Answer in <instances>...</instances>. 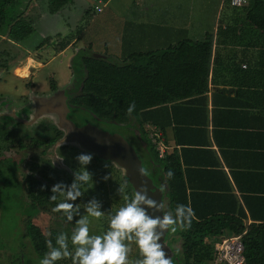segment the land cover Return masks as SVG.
I'll return each instance as SVG.
<instances>
[{
  "label": "trees",
  "instance_id": "1",
  "mask_svg": "<svg viewBox=\"0 0 264 264\" xmlns=\"http://www.w3.org/2000/svg\"><path fill=\"white\" fill-rule=\"evenodd\" d=\"M69 1L48 0L50 12L56 13ZM13 3V0H0V37L8 32L10 39L20 42L29 37L34 28L32 22L26 20L24 15L18 16L15 21L13 19V22L8 19L10 6ZM90 13L91 8L87 10L86 15H90ZM100 13L113 15L108 8L102 9ZM98 22L89 21L81 27L77 31V40L88 38L87 34H92L95 37L103 30ZM102 25L105 27L106 21ZM46 42L51 44L50 38ZM88 42L92 43V41ZM68 44L69 42H58L55 45L56 53L62 52ZM90 46L92 49L93 45L90 44ZM240 47L260 48L264 52V0H248L244 6L233 7L227 16L221 18L217 29L206 31L202 39L183 38L178 43L170 44L165 48L132 52L123 59L117 57L118 60L102 55L86 54L81 57V68L78 69L72 65L75 81L81 85V91L72 97L71 103L80 110H86L93 114L95 118L108 122L125 124L131 117L134 118L141 129L142 140L146 141L145 147L149 158L154 164L157 163L160 169L159 175L164 181L162 186L167 185L168 191L164 201H167L169 212H174L177 204H185L194 210L195 217L191 227L187 230L178 228L182 237L183 264H213L216 241L227 234L238 235L245 229L242 220L233 214H220L216 209H208L204 212L197 210L196 205H193L194 199L185 178L179 150L176 146L171 149L167 138L168 129L173 128L175 132L174 144L186 146V144L180 143L183 140L177 138L176 135V127L179 125L177 108L189 106L196 100H193L194 98L204 95L208 91L212 73L216 74L218 67L226 62L223 54L224 49H237L238 51ZM107 56L109 55L107 54ZM1 59L2 54L0 53V68H7L8 61ZM240 65L241 63L237 59H231L227 68L232 72L240 69V67L237 68ZM213 78L215 80L214 75ZM51 86L54 90L58 88L55 81H52ZM133 102L135 109L129 115L127 109ZM148 126L153 127L154 134L158 137L156 141L150 137ZM23 127L26 126L23 125ZM44 128L46 131L48 130L47 133H50L49 137L42 135L26 138L27 133L24 130L19 146L23 150H30L32 146L45 147L53 144L63 135V130L56 122H52L50 128L49 126H44ZM4 136L6 140H9L11 136L6 125L0 126V143ZM161 139L169 147L162 154L159 150ZM1 148L2 144H0ZM183 149L188 148L184 147ZM41 152L45 153L44 150ZM98 158L97 156L99 162L109 163ZM101 168L104 174L102 178L113 173V168L107 169L102 166ZM46 169L43 172L44 181L28 177L26 181L28 198L37 213L41 212L53 218L56 215H61L62 218H65L62 213L52 211L62 198L58 197L57 201H51L49 197L52 195L51 187L54 184L58 182L71 184L72 182L69 181L70 178H55L52 171ZM169 171L173 173L171 178L167 175ZM102 178L100 188L105 189L103 185L105 180ZM124 178L129 187V198H131L134 195V190L127 178L125 176ZM42 185L46 187L42 189ZM88 201L86 200L85 203ZM25 227V233L22 234L21 239L27 237L30 239L33 249L40 259L49 251L47 241L51 240L55 246L57 235L64 233V229L56 226V223L49 225L42 219L31 216L26 219ZM249 234L250 231L242 236L245 247L243 264H256V248L253 246V239H249ZM3 247L4 245L0 243L1 261L4 260ZM69 249L74 251L70 241ZM19 255L20 253L18 257H11L13 261L9 264H29L27 258L22 262ZM56 264H72V261L70 258H65L57 261Z\"/></svg>",
  "mask_w": 264,
  "mask_h": 264
},
{
  "label": "crops",
  "instance_id": "2",
  "mask_svg": "<svg viewBox=\"0 0 264 264\" xmlns=\"http://www.w3.org/2000/svg\"><path fill=\"white\" fill-rule=\"evenodd\" d=\"M178 1L132 0L130 2L132 6L128 9L130 15L127 19L121 17L118 9L125 5L128 8L129 2L126 4L120 0H98L101 5L90 4L91 0H70L56 13L50 12L49 3H47L44 9L38 12L36 21L39 20L40 23L38 22L39 24L36 23V25L45 24L48 20L47 18L44 20V18L52 14H55L53 17L61 22H69L72 17L76 16L75 9L79 4L84 9L78 15L74 25L76 29L80 30L89 21H100L102 18L100 11L108 8L113 13L109 22L115 24L121 17V22L125 26L128 23H135L136 35L133 39L142 36V39L147 41H144V45L150 47L152 40L156 43L164 36L163 28L159 25L161 21L158 22V19L160 20L158 15L163 13L170 15V11L175 10L180 16ZM38 3L39 0H33L27 8L18 6L19 9L11 5L10 9L20 11L14 17L12 10H9L8 19L13 22L17 16H25L24 9H32ZM192 4L193 2H191V6ZM90 8V15H86ZM190 8L181 17L188 23L187 29L191 32L192 37L184 38L199 40L203 38L206 31L213 27L208 26L206 11L200 14L196 12L198 15H193L194 9L192 12L190 11L191 14L187 12ZM99 9L100 11L97 12ZM30 13L33 14V11ZM135 13H137L136 20L131 21V16H135ZM190 16L192 17L190 18ZM175 19L173 18V20ZM191 19H196V23L191 22ZM152 24L155 25L152 27ZM37 26H33L34 31H37ZM152 29L158 32L156 37L151 36ZM47 34L48 31L43 35L45 39L37 42V46L50 47V43L44 42L51 37ZM55 35L59 36V34ZM4 37H9L8 32L2 36V38ZM26 39L20 42L7 39L6 43L18 45L21 53L24 51ZM140 39L127 44L133 46ZM3 44L4 42L0 41V49H2L0 53L10 55L5 56L6 60H14L18 53L13 56L10 50L3 47ZM223 51L226 62L218 67L216 74L212 73L208 91L204 95L194 98L193 100H196L189 106L177 108L179 125L176 127V135L177 138L183 140L180 143L186 144V146L174 144L175 132L173 128L168 129L167 138L170 148L176 146L179 150L185 178L194 199L193 205H196L200 212L216 209L220 214H233L240 218L245 228L240 234L244 236L250 231L249 239H253V246L256 248V264H264V52L260 48L246 49L242 47L238 51L237 49H224ZM49 54L50 50L47 56ZM231 59H237L241 63L240 66H237L240 69L232 72L228 70V62ZM9 68L10 66L4 68L1 73L7 72ZM25 69L23 68V70ZM213 75L215 80H213ZM161 144L164 145L165 150L169 149L163 139H161ZM184 147L188 149L184 150ZM175 233L181 240L180 243L176 241L181 253L180 230L178 229ZM170 244L172 247H176L174 242Z\"/></svg>",
  "mask_w": 264,
  "mask_h": 264
},
{
  "label": "rangeland",
  "instance_id": "3",
  "mask_svg": "<svg viewBox=\"0 0 264 264\" xmlns=\"http://www.w3.org/2000/svg\"><path fill=\"white\" fill-rule=\"evenodd\" d=\"M31 1L33 0H13V5L17 9H19L18 6H24L27 8L29 5H31ZM120 1L126 4L129 2L128 8L125 5L120 6V8L118 9V11H120L119 14L121 15V17L127 19L128 15H130L128 9H130L132 6V4L130 3L132 0ZM91 2L90 4L92 5H101L98 0H91ZM191 2H193L192 6ZM47 3L48 0H39V3L36 7H33L32 9H24V13L26 14L24 17L26 18V20H30L33 23L34 27L37 26L36 23H40L39 20L36 21L38 12L44 9V6ZM177 3H179L178 5L180 7V16L175 10L170 11V15L168 13H166L165 15L164 13L158 15V17L160 18V20L158 19V22L161 21V24L159 25H161V28H163L164 36L162 39L157 40L158 42L156 43L152 40V44L150 47H146L144 45V41H147L143 40L142 36H139V38L141 39L138 41V43H135V45L130 46L129 44H127L128 42L139 39L138 37L133 39V37L136 35V28H134L135 23H128V25L125 26L121 22L122 18L120 17L114 24L112 22H109L110 16L106 14H101L102 18H100L99 21L103 30L95 35V37L92 34H87L88 38L84 37L77 40V31L79 29L75 28L74 22H76L78 15L82 13L84 9L79 4H77L75 9L76 16L72 17V20H70L69 22H61L59 19L53 17L55 16V14L45 17L44 20H46L47 18L48 21L45 22V24L42 23V25L37 26V31H34L24 41V44L26 45L24 47V51L21 53V49L18 45L14 46L12 43L11 45L6 43V40L10 39L9 37H0V41L4 42L3 47L5 49L10 50L13 56L18 53L14 57V60L11 61L10 59H7L8 66H10L7 72L3 71L1 73V70H3L4 68H0L1 96H6L7 100H9L10 97V100L7 101L9 108L7 107L5 108V110H13L14 108H20L24 104H29L32 95L38 96L51 93L52 81H55L58 86L64 85L66 83L68 84L73 76L72 65H75L78 69L81 68L82 66L80 62L83 55L93 54L98 56L102 55L103 57H112L111 59L113 60H116L117 57L123 59L125 56L132 52L147 51L153 49L158 50L159 48L167 47L170 44H176L184 37H192L191 32L189 31V29H187L188 23H186V20L181 17L185 15L186 10L190 7L193 8H190L187 12H192L194 9L195 11L193 12L195 13L193 15H198L196 14V12H198L199 14L201 12L204 13V11L207 12L206 18L209 22L208 26L213 27L211 28V30L217 29V24L220 23L221 18L227 16L228 12L233 9V7L229 5L228 0H179ZM17 9H10V11L12 10V16L19 13L20 10ZM31 11H33V14H35H31ZM99 11L100 9L97 10V12ZM131 17V21L136 20L137 13H135V16ZM191 17L192 16H190V18ZM173 18L176 19L173 20ZM196 19H191V22L196 23ZM105 21L108 26L106 25L105 27H103L102 23ZM181 22L182 24H180ZM154 25L155 24H152V27ZM46 31H48L47 35L51 36L50 47L45 45L42 47L37 46V42L45 39L43 35H45ZM55 34H59V36H56ZM156 35H158V32L152 29L151 36L156 37ZM193 39L197 40L195 38ZM87 40L92 41V43H89ZM60 41H62L63 43L69 42V44L62 52L56 53L55 45ZM44 42H46V40H44ZM90 44L93 45L92 49ZM49 50L50 54L47 56ZM107 54L109 56H107ZM5 56L10 55H7L6 53L3 54L2 59L4 61L6 60ZM23 68L26 69L23 70ZM11 99L15 101L13 102ZM33 110L34 106L27 105L24 106L22 112H18L19 114L21 113L24 117L33 118ZM78 112L82 114H78V116L82 118H84L85 116L84 119L99 123L101 128L116 134H120L121 137H123L137 150L141 159L146 165L148 174L155 178L156 185L158 187L161 186L165 189L167 188L166 184L165 186H162L164 184V181L161 180V176L159 175L160 169L157 166V163L154 164L153 161H151V159L149 158L148 151L145 147L146 141L142 140L141 129L134 118L131 117L128 123L123 124L100 120L98 118H95L93 114L88 113L86 110H79ZM147 128L150 132V137H152V139L156 141L158 137L154 134L153 127L148 126ZM33 135L34 134H32V136ZM28 137L29 136H27L26 138ZM55 148V151L53 150L49 153L50 155L42 158H40L39 155L31 157L32 153L23 154L24 156H26V159L19 166V168H14L13 163H9L8 165H5V167L7 169L11 166L12 169L0 176V178H6V186L0 183V198L1 200H3L4 198L6 200V207L2 211V215L0 209V237L2 238L4 243H6L7 241V243L12 246L10 248H12L11 251L13 253L18 243L21 244V242L19 241L21 233L19 231L23 232L25 230L24 220L26 218V214L23 213L21 207V196H24V189L26 188V183L24 182L25 179H28V177H39L38 179L44 181V169L50 168V170L54 171L55 173H57V175L62 176L63 178H70L69 181L72 182L74 171L80 167L75 157L78 154L84 153L83 151L85 150L82 149L79 145L72 142H63L58 144ZM6 155L10 158H13V156H15V153L11 150H8L6 152ZM58 157H61L62 159ZM102 167H106L107 169L113 168V173L105 176L107 177V179L102 178V176L104 175L101 171L102 168L99 164H97L94 158H92L91 163L88 164L86 168L91 173L93 182L90 183L93 184L91 187H89V185L83 186L82 188H84L86 192L82 197L77 198V200L73 202L79 207L80 215L82 216L86 215L84 209L86 200L88 201L92 198H97V200L103 204V207L100 209L101 211H103V215L101 218L96 219L88 217L90 221L89 229L91 235H102L104 232H106L108 230L110 216L113 215L119 207L125 204L123 195H127L129 197V187L124 178V170L119 168L112 162L106 163V165H102ZM9 178L16 179L12 182ZM101 178L105 180L103 184L105 186V189L100 188ZM119 186H122L124 189V193L122 195L117 192ZM166 203L167 201L165 200L164 210L169 212V207H167ZM36 218L42 219L49 225L56 223V226L62 227L64 229V233L68 234V236L71 237V233L76 226L75 219H78L79 217H74L73 221H67L66 218H62L61 215H56L53 218L40 212L37 214ZM176 234L177 233H173V236L170 235V240L175 243L176 247H173V252L168 251L167 255L170 257L172 264H183V255L182 253H180L179 248L177 247L179 246V244L176 243V241L180 243L181 240L178 239V235ZM129 247V264H134L135 261L142 259V257L140 256L139 250L134 243H130ZM24 249H26V252L30 253L31 258H35L34 253L31 255L29 242H27V247H25ZM9 256L11 257V254L8 252V254H6L7 260H0V264H9L11 261V258ZM32 260L34 264H40L41 259L40 257H38V259L35 258Z\"/></svg>",
  "mask_w": 264,
  "mask_h": 264
},
{
  "label": "clouds",
  "instance_id": "4",
  "mask_svg": "<svg viewBox=\"0 0 264 264\" xmlns=\"http://www.w3.org/2000/svg\"><path fill=\"white\" fill-rule=\"evenodd\" d=\"M134 109L133 102L129 105L127 113L130 115ZM92 158L90 153L78 154L75 159L80 167L74 171L72 183L54 184L51 187L52 195L49 197L51 201H57L58 197L62 198L52 209L53 212L62 213L67 221L79 217L75 219L76 226L70 237L74 251L69 249L68 234L60 233L56 237L55 246L51 240L47 241L49 251L40 260V264H56L65 258H70L72 264H129L130 243L137 246L142 257L134 264H172L161 239L168 231L175 233L178 228L189 229L195 217L194 210L185 204H177L174 212H167L164 210V203L151 198L148 195L149 189L142 185L131 198L123 195L125 204L110 216L106 232L102 235H91L88 217L96 219L102 217L101 203L92 198L85 204L86 215L82 216L79 207L73 202L84 195V191L81 190L84 185L91 187L93 184L90 183L93 182L91 173L86 168ZM139 171L142 175L146 174L144 169ZM167 175L171 178L173 173L169 171ZM41 187L43 189L46 186ZM117 192L122 195L123 187L119 186ZM149 209L152 210V214L149 213ZM157 212H162V216L155 215Z\"/></svg>",
  "mask_w": 264,
  "mask_h": 264
},
{
  "label": "water",
  "instance_id": "5",
  "mask_svg": "<svg viewBox=\"0 0 264 264\" xmlns=\"http://www.w3.org/2000/svg\"><path fill=\"white\" fill-rule=\"evenodd\" d=\"M66 89L67 87L60 88L47 95H32L34 115L31 122L44 115L51 116L64 131L63 137L56 143V146L63 142L76 143L100 159L116 164L124 170V176L132 186L134 193L144 185L149 189L148 195L151 198L157 202L162 201L165 205L164 197L168 190L156 185L154 178L148 174L137 150L120 134L105 130L75 114L68 103ZM140 169H144L146 174L142 175ZM149 213L152 214L151 209H149ZM155 215L162 216V212H157ZM170 235L173 236V233L168 231L161 239L166 253L173 252Z\"/></svg>",
  "mask_w": 264,
  "mask_h": 264
},
{
  "label": "flooded vegetation",
  "instance_id": "6",
  "mask_svg": "<svg viewBox=\"0 0 264 264\" xmlns=\"http://www.w3.org/2000/svg\"><path fill=\"white\" fill-rule=\"evenodd\" d=\"M72 75H73V73H72ZM64 87H67L66 94L68 95V103L71 106L72 111L75 114H77V115L78 114L82 115V114H80L78 112L80 109L78 107H76L75 104L71 103L72 97L75 94L80 93V91H81V85L76 83L74 75L72 76V78H71V80H70V82L68 84L66 83L64 85H60L55 90L51 88L52 92L49 93V94H52L56 90H58L60 88H64ZM9 100H10V97H9ZM9 100H7V97L4 96V95L2 97L1 93H0V126H5L6 125L8 130H9V133L11 135L9 140H6L5 136L1 139L2 143H0V144H2V148L0 149V176L3 175L4 173H6L7 171L12 169L11 166L6 169L5 165H8L9 163H13L14 168H19V166L26 159V156L23 155L25 153H30V154L32 153L31 157H35V155L36 156L39 155L40 158L46 157L47 155H50L49 153L52 152L53 150L55 151V149H56L55 148L56 147V142L59 141V139H61L63 137V135H64V131H63V135L51 145H46L45 147L32 146L30 150H23L19 146V144H20L21 138L23 137V131L24 130L26 131V133H27L26 135L27 136H32V134H34L33 135L34 137H37V136L39 137V136H42V135H45V136L49 137L50 133H47L48 130L46 131L44 126H49V128H50L52 122H55V121H54V119L51 116H48V115L45 116L44 115V116L40 117L39 119H37L36 121L31 122L32 118L24 117V116H22L21 113L19 114L18 111L22 112L24 106H27V105L33 106L32 100L30 99V103L29 104H24L20 108H14L13 110H5V108L8 107L7 101H9ZM12 101L14 102L15 100H12ZM33 112H34V110H33ZM84 118H85V116H84ZM28 121L31 122V123H29ZM90 122H92V120ZM92 123L100 126L99 123H97V122L95 123L93 121ZM23 125H25L26 127H23ZM8 150H11V151H13L15 153V156H13V158H10L9 156L6 155V152ZM43 150L45 151V153L41 152ZM83 152L87 153V151H83ZM88 153H90V152H88ZM90 154H92V153H90ZM92 156H93L94 160L97 162V164H99L100 166H102V164L105 163V162L102 163L101 161L99 162L97 160V156L95 154H92ZM46 170L50 171V168H48ZM52 173L54 174L55 178H63L62 176L57 175V173H55L54 171H52ZM34 178L38 179L39 177H37V178L34 177ZM5 179L6 178H0V183L2 185H4V186H6ZM9 179L13 182V180H15L16 178H9ZM26 181H27V178L25 179L24 182L26 183ZM25 187L27 188V183H26ZM26 188L24 189L25 190L24 191L25 192L24 196H21V202H22L21 207H22L23 213L26 214V218H25L24 222L26 221L28 216L36 218L37 214H38L37 210L34 209L33 206L31 205V201L28 198V192H27ZM5 207H6L5 198L3 200H1V198H0L1 215H2V211L5 209ZM25 229H26V227H25ZM19 232L21 233L20 239H19L21 244L18 243V245L16 246V248L14 250V253L11 251L12 248H10L12 246H10L7 243V241H6V243H4L2 238L0 237V243L2 245H4V247L2 248V250L4 252V260L3 261L7 260L6 254H8V252L11 254V257H18V254L20 253L19 257H20L22 262L24 261L25 258H27L29 260V264H34L32 259H35V258L38 259V256L35 253V250L33 249L31 241H30V239L28 237L21 239L22 238L21 236H22V234L25 233V230L23 232H21V231H19ZM27 242H29V244H30L31 255L34 253L35 258H31L30 253L26 252V249H24L25 247H27ZM15 259H17V258H15ZM11 261H13V260L11 259Z\"/></svg>",
  "mask_w": 264,
  "mask_h": 264
},
{
  "label": "built area",
  "instance_id": "7",
  "mask_svg": "<svg viewBox=\"0 0 264 264\" xmlns=\"http://www.w3.org/2000/svg\"><path fill=\"white\" fill-rule=\"evenodd\" d=\"M248 3V0H229L231 7H241ZM159 150L163 153L164 145L160 143ZM245 247L242 235L221 236L215 243L214 264H243L245 261Z\"/></svg>",
  "mask_w": 264,
  "mask_h": 264
}]
</instances>
